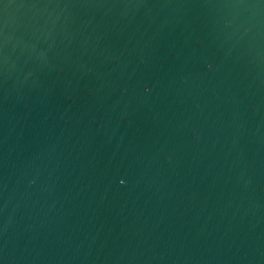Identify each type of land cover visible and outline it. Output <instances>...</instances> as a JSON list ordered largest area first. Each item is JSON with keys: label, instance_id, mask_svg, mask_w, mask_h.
<instances>
[{"label": "water", "instance_id": "water-1", "mask_svg": "<svg viewBox=\"0 0 264 264\" xmlns=\"http://www.w3.org/2000/svg\"><path fill=\"white\" fill-rule=\"evenodd\" d=\"M0 264H264V0H0Z\"/></svg>", "mask_w": 264, "mask_h": 264}]
</instances>
